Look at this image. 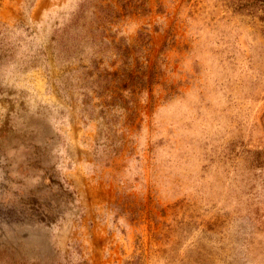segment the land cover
<instances>
[{"label":"rangeland","instance_id":"obj_1","mask_svg":"<svg viewBox=\"0 0 264 264\" xmlns=\"http://www.w3.org/2000/svg\"><path fill=\"white\" fill-rule=\"evenodd\" d=\"M0 264H264V2L0 0Z\"/></svg>","mask_w":264,"mask_h":264},{"label":"trees","instance_id":"obj_2","mask_svg":"<svg viewBox=\"0 0 264 264\" xmlns=\"http://www.w3.org/2000/svg\"><path fill=\"white\" fill-rule=\"evenodd\" d=\"M262 2H264V0H262Z\"/></svg>","mask_w":264,"mask_h":264}]
</instances>
